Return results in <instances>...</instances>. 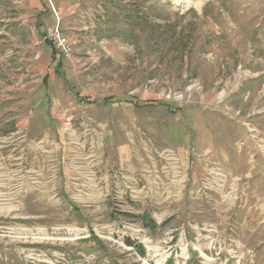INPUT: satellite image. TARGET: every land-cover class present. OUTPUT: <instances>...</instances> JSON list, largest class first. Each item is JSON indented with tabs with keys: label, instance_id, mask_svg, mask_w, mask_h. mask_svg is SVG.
<instances>
[{
	"label": "rangeland",
	"instance_id": "1",
	"mask_svg": "<svg viewBox=\"0 0 264 264\" xmlns=\"http://www.w3.org/2000/svg\"><path fill=\"white\" fill-rule=\"evenodd\" d=\"M73 3L0 93V264H264V0Z\"/></svg>",
	"mask_w": 264,
	"mask_h": 264
},
{
	"label": "crops",
	"instance_id": "2",
	"mask_svg": "<svg viewBox=\"0 0 264 264\" xmlns=\"http://www.w3.org/2000/svg\"><path fill=\"white\" fill-rule=\"evenodd\" d=\"M4 1L7 7L0 6V17H5L4 20H1L4 23L3 27H0V77L4 80L3 86L0 84V93L11 95L15 84L19 85L20 91L23 89L25 91L27 83L22 82L27 80L31 71L36 72V77H39L44 85H47L48 79L63 76V73H66V63L64 64L63 61L58 64L54 63L56 53L44 38L43 29L45 26L42 24L50 21L54 24L53 26H58L61 30L69 29L67 26L76 24L79 16L77 4L73 3L76 0ZM14 3L17 6L14 7ZM14 17L22 20L18 22ZM75 26L70 28L75 30ZM81 30L83 29H78V31ZM80 37L83 38L82 33H80ZM14 49L17 50L15 56ZM19 65H22L21 68ZM13 79L17 80V83H14ZM65 82L68 86L70 85L66 78ZM70 89L78 101L86 99L75 92L73 88ZM28 103V99H26L25 106H28Z\"/></svg>",
	"mask_w": 264,
	"mask_h": 264
},
{
	"label": "built area",
	"instance_id": "3",
	"mask_svg": "<svg viewBox=\"0 0 264 264\" xmlns=\"http://www.w3.org/2000/svg\"><path fill=\"white\" fill-rule=\"evenodd\" d=\"M45 38L50 43V45L57 51L59 56L62 55L63 57H67L71 54V45L58 27H46Z\"/></svg>",
	"mask_w": 264,
	"mask_h": 264
},
{
	"label": "trees",
	"instance_id": "4",
	"mask_svg": "<svg viewBox=\"0 0 264 264\" xmlns=\"http://www.w3.org/2000/svg\"><path fill=\"white\" fill-rule=\"evenodd\" d=\"M143 226L149 230H155L158 227V224L152 219L150 216H143ZM126 244L131 247H135L138 251V253L142 256L146 255L145 249L142 244H136L130 239H126ZM167 264H173L172 261L170 260Z\"/></svg>",
	"mask_w": 264,
	"mask_h": 264
}]
</instances>
